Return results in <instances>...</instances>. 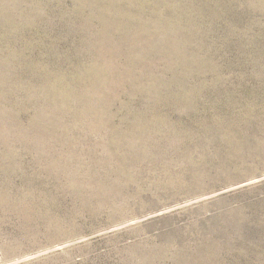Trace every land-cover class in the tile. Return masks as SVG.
Wrapping results in <instances>:
<instances>
[{"label": "rangeland", "instance_id": "1", "mask_svg": "<svg viewBox=\"0 0 264 264\" xmlns=\"http://www.w3.org/2000/svg\"><path fill=\"white\" fill-rule=\"evenodd\" d=\"M0 264H264V0H0Z\"/></svg>", "mask_w": 264, "mask_h": 264}]
</instances>
